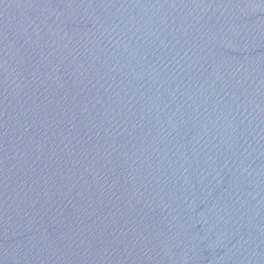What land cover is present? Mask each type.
Wrapping results in <instances>:
<instances>
[{
	"label": "water",
	"instance_id": "95a60500",
	"mask_svg": "<svg viewBox=\"0 0 264 264\" xmlns=\"http://www.w3.org/2000/svg\"><path fill=\"white\" fill-rule=\"evenodd\" d=\"M0 264H264V0H0Z\"/></svg>",
	"mask_w": 264,
	"mask_h": 264
}]
</instances>
